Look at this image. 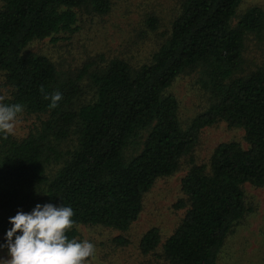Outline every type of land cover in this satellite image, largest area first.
<instances>
[{
    "label": "trees",
    "instance_id": "16d2710c",
    "mask_svg": "<svg viewBox=\"0 0 264 264\" xmlns=\"http://www.w3.org/2000/svg\"><path fill=\"white\" fill-rule=\"evenodd\" d=\"M241 3L180 0L148 62L114 57L70 78L27 47L71 35L80 15H108L112 0H0V77L8 92L1 102L22 105L17 116L43 117L23 137L0 136V242L8 218L37 203L71 206L70 239L81 225L128 230L155 182L180 169L204 128L223 122L243 130L246 147L223 142L207 164L190 163L180 180L181 221L162 244L156 227L139 240L142 254L161 245L166 264H218L227 236L250 211L243 186L264 190V54L256 61L245 46L248 37L264 41V9L239 12ZM144 24L159 28L154 15ZM181 74L196 76L208 97L186 126L168 92ZM55 92L62 99L49 108L45 96Z\"/></svg>",
    "mask_w": 264,
    "mask_h": 264
},
{
    "label": "rangeland",
    "instance_id": "374dc122",
    "mask_svg": "<svg viewBox=\"0 0 264 264\" xmlns=\"http://www.w3.org/2000/svg\"><path fill=\"white\" fill-rule=\"evenodd\" d=\"M180 0H112L108 15L92 17L80 15L78 29L71 35H61L57 41L47 38L34 41L27 50L49 58L61 76L76 77L78 71H90L88 66L100 65L117 57L132 65L149 61L151 54L164 41L169 26L177 12ZM259 6L264 9V0H242L239 12ZM154 15L159 28L151 31L144 24L145 17ZM236 19L233 20V24ZM249 56L259 60L264 54V41L255 45L248 37L245 41ZM251 61L247 62V65ZM89 90V81L84 76L80 81ZM168 92L178 100V116L186 126L208 106V97L192 74L179 75ZM7 88L0 77V102L7 98ZM43 117L18 115L13 136L20 138ZM236 141L246 147L243 130L229 128L225 123L204 128L189 157L182 160L180 169L170 177L158 179L144 195L142 211L126 231H116L102 226H78L77 240H87L94 245V253L86 264H166L161 258V245L149 254L139 250V240L150 228L156 227L161 235V244L181 221L186 207V197L181 191L180 180L190 163L207 164L216 147L223 142ZM245 204L250 211L233 227L218 255V264H264V190L248 184L243 186ZM116 237L128 243L115 244ZM0 258L7 259L6 249H0Z\"/></svg>",
    "mask_w": 264,
    "mask_h": 264
},
{
    "label": "clouds",
    "instance_id": "9594fccd",
    "mask_svg": "<svg viewBox=\"0 0 264 264\" xmlns=\"http://www.w3.org/2000/svg\"><path fill=\"white\" fill-rule=\"evenodd\" d=\"M49 108L62 99L60 92L50 97ZM20 104L0 102V136L13 134ZM71 206L37 203L29 212L18 210L8 218L11 225L4 233L0 249H6L7 259L0 264H86L94 253V245L87 240L69 238L67 231L75 225Z\"/></svg>",
    "mask_w": 264,
    "mask_h": 264
}]
</instances>
